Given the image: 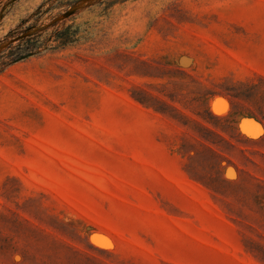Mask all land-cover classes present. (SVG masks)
Segmentation results:
<instances>
[{"label": "rangeland", "instance_id": "rangeland-1", "mask_svg": "<svg viewBox=\"0 0 264 264\" xmlns=\"http://www.w3.org/2000/svg\"><path fill=\"white\" fill-rule=\"evenodd\" d=\"M161 3L0 0V264H264V0Z\"/></svg>", "mask_w": 264, "mask_h": 264}, {"label": "trees", "instance_id": "trees-1", "mask_svg": "<svg viewBox=\"0 0 264 264\" xmlns=\"http://www.w3.org/2000/svg\"><path fill=\"white\" fill-rule=\"evenodd\" d=\"M229 94L230 96L236 97L239 95V93H232L231 90H229ZM141 103L143 104H149L151 106H156L152 103H150L148 101V99H144V97H136ZM158 111L163 112V113H167V111L161 107H155ZM175 110V109H173ZM173 118H178V117H182V115H180L179 113H169ZM199 116H201V118H203V120L205 121H200V120H196L197 123V127L195 126V130L197 131H209V132H213L212 130H210L208 128V126H206V123H210L212 125H214L215 127L220 126V122L222 120L227 119L225 116L223 115H215L209 108H207L205 110V114L198 112L197 113ZM195 120V119H194ZM185 124H188V122H184ZM214 133V132H213ZM214 143V141H213ZM201 145H203L204 150H202L201 148H199L196 144H194L191 141H185L182 143V149L185 152V154H187L189 156V158L192 160V162L187 164V170L189 172H191L193 174V176H195V178H197L198 180H200L202 183H204L207 187L211 188L213 191L215 192H219L221 190V186H223L225 183H229V182H233V180H228L226 179L223 174L220 171L216 172V175H212V174H207L204 173L203 171H199L198 167L194 165L193 161L196 157H203L206 160H219L221 163L223 160H227V156L225 155V152H227L230 148V146H232V144H230L228 142V144H230L229 146H219L217 148L211 146V145H206L203 142H200ZM193 152V154H191Z\"/></svg>", "mask_w": 264, "mask_h": 264}, {"label": "bare ground", "instance_id": "bare-ground-1", "mask_svg": "<svg viewBox=\"0 0 264 264\" xmlns=\"http://www.w3.org/2000/svg\"><path fill=\"white\" fill-rule=\"evenodd\" d=\"M218 100V99H217ZM216 100V101H217ZM214 103V102H213ZM212 103V104H213ZM216 103V102H215ZM215 103H214V106H215ZM222 104V103H221ZM213 106V105H212ZM213 106V107H214ZM221 106V105H220ZM222 107H223V105H222ZM225 107V106H224ZM214 110V109H213ZM217 110V108L215 107V111ZM218 111V110H217ZM259 123V122H258ZM260 124V123H259ZM242 129L246 132V133H249V134H252V133H254V130L255 129H257L258 130V128H259V125L255 122V121H253V120H245V121H243L242 122ZM257 130H255V131H257ZM256 134V133H255ZM254 135V134H253Z\"/></svg>", "mask_w": 264, "mask_h": 264}, {"label": "clouds", "instance_id": "clouds-1", "mask_svg": "<svg viewBox=\"0 0 264 264\" xmlns=\"http://www.w3.org/2000/svg\"><path fill=\"white\" fill-rule=\"evenodd\" d=\"M166 6V0H163V3L159 5V7L154 11V16L158 15L163 8ZM146 27V26H145Z\"/></svg>", "mask_w": 264, "mask_h": 264}]
</instances>
